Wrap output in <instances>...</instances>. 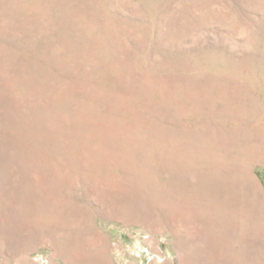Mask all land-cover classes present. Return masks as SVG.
Wrapping results in <instances>:
<instances>
[{
	"label": "rangeland",
	"instance_id": "374dc122",
	"mask_svg": "<svg viewBox=\"0 0 264 264\" xmlns=\"http://www.w3.org/2000/svg\"><path fill=\"white\" fill-rule=\"evenodd\" d=\"M0 264H264V0H0Z\"/></svg>",
	"mask_w": 264,
	"mask_h": 264
}]
</instances>
